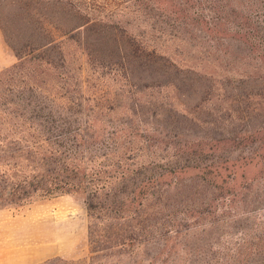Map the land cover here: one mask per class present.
Listing matches in <instances>:
<instances>
[{
  "label": "rangeland",
  "instance_id": "obj_1",
  "mask_svg": "<svg viewBox=\"0 0 264 264\" xmlns=\"http://www.w3.org/2000/svg\"><path fill=\"white\" fill-rule=\"evenodd\" d=\"M64 3L46 10L44 25L68 28L86 19L101 20L103 28L117 31L124 40L135 36L159 47L167 57L180 63L187 71L183 75L194 82L192 87L179 90L161 86L139 92L133 99L143 121L137 120V126L130 111L133 103L127 104L122 96L117 106L104 107L99 112L94 129L105 132L102 138L115 126L137 127L138 133L131 138H118V143L125 146L120 155L126 153L134 162H153L151 170L164 173L158 189L162 190L166 206L165 220L174 223L178 230L176 239L171 237L174 233H167L170 236L163 241L164 245L150 240L133 252L128 249L126 253H112L107 261L117 264L259 261L264 257V243L253 246L249 241L255 242L258 237L264 240V58L260 52L248 51V45L238 38L232 39L236 36L229 33L211 32V25H150L143 8L134 1L65 0ZM71 11L74 16L69 14ZM25 25L29 24L18 19L17 25L10 27L23 32ZM65 50L67 71L73 76L74 87L82 86L84 90L89 69L79 37L67 40ZM17 62L0 28V73ZM78 67L82 68L79 72ZM105 81L110 89L117 88L110 79ZM149 97H152L150 104L146 103ZM157 113H164L162 122L154 120ZM110 145L115 142L100 139L92 149L106 150ZM88 226L82 193H69L24 207H2L0 262L9 256L14 258L12 264H40L53 257L62 261L51 264L87 262L91 255ZM242 239L248 243L241 249L242 256H238V242ZM57 251L62 255H54Z\"/></svg>",
  "mask_w": 264,
  "mask_h": 264
},
{
  "label": "trees",
  "instance_id": "obj_2",
  "mask_svg": "<svg viewBox=\"0 0 264 264\" xmlns=\"http://www.w3.org/2000/svg\"><path fill=\"white\" fill-rule=\"evenodd\" d=\"M64 1L0 0V28L18 60L0 73V208L82 193L91 255L87 262L63 264H117L107 261L112 253L133 252L150 240L164 245L170 236L167 233H174L171 237L176 239L178 230L165 220L166 206L158 189L164 173L153 172V162H134L126 153L120 155L125 146L118 138H131L138 133L137 127L115 126L102 138L105 132L94 129L99 112L117 106L122 96L127 104L133 103L130 111L137 126V120L143 121L133 99L139 92L161 86L179 90L194 82L159 47L135 36L124 40L117 31L103 28L101 20L86 19L68 28L44 25L46 10ZM130 1L139 3L150 25H211V32L236 36L232 39L238 38L248 45V51L258 50L264 58V0ZM18 19L29 24L23 32L10 27ZM75 37H79L89 69L85 91L82 86L74 87L67 71L65 48L67 40ZM106 79L117 88L110 89ZM151 98L146 103H152ZM163 116L157 113L154 120L162 122ZM105 138L115 145L92 149ZM247 243L244 239L238 242V256ZM263 243L260 237L249 241L253 246ZM55 261L62 259L48 258L40 264ZM243 263L249 264L248 259ZM258 263H264V257L252 264Z\"/></svg>",
  "mask_w": 264,
  "mask_h": 264
},
{
  "label": "crops",
  "instance_id": "obj_3",
  "mask_svg": "<svg viewBox=\"0 0 264 264\" xmlns=\"http://www.w3.org/2000/svg\"><path fill=\"white\" fill-rule=\"evenodd\" d=\"M54 255L59 256V255H62V253L60 251H57L54 253ZM13 259L14 258L12 256H9L7 257L6 260H4L3 262H0V264H12Z\"/></svg>",
  "mask_w": 264,
  "mask_h": 264
}]
</instances>
